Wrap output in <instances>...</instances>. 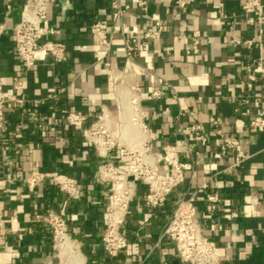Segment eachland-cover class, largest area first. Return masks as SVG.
Listing matches in <instances>:
<instances>
[{"label": "crops", "instance_id": "0c3cea01", "mask_svg": "<svg viewBox=\"0 0 264 264\" xmlns=\"http://www.w3.org/2000/svg\"><path fill=\"white\" fill-rule=\"evenodd\" d=\"M119 1L128 7L118 18H113L112 0L54 3L49 23L59 32L48 38L66 44V60L56 62L41 52L27 69L14 46V25L25 0H0V78L8 96L0 134V264L58 261L51 229L37 217L51 211L67 219L85 264H184L163 230L176 198L194 192L220 264H264V132L249 128V111L264 110V86L254 68L256 60L264 59V47L243 43L261 42L264 24L243 19L244 0H189L183 7L175 0H145V8L141 0ZM155 19L164 23L161 36L146 37ZM96 20L109 26L108 51L98 48L90 30ZM131 30L137 32L138 49L129 68ZM132 81L142 96L154 154L174 144L186 164L185 182L150 206L145 201L149 185L131 179L133 200L123 225L131 248L108 256L102 229L110 190L95 178L101 157L86 142L84 129L103 107L117 116L116 83ZM155 89L162 93L154 98ZM72 110L87 116L80 127L66 122ZM212 116H220L222 123L216 127ZM192 123L202 124L205 144L192 141L189 147ZM226 136L235 146L223 150ZM35 170L77 178L79 198H70L50 180L30 188L27 178Z\"/></svg>", "mask_w": 264, "mask_h": 264}, {"label": "built area", "instance_id": "2783aa9c", "mask_svg": "<svg viewBox=\"0 0 264 264\" xmlns=\"http://www.w3.org/2000/svg\"><path fill=\"white\" fill-rule=\"evenodd\" d=\"M60 0H25L22 17L14 25V46L20 63L24 68L36 65V57L41 52L49 53L56 62L66 60V44L59 40L48 38L49 35L59 32L57 27L49 23L51 6ZM183 7L189 0H175ZM140 4L146 7V1ZM113 18L120 17L128 6H123L119 0H112ZM243 19L257 26L264 24V1L244 0L241 8ZM155 29L144 32L146 37L158 38L163 31L164 23L160 19L153 20ZM3 25H0V34ZM91 32L95 35L98 48L108 51L111 44L109 26L103 20H96L90 25ZM126 42V65L132 66L133 52L138 49L136 43L137 32L131 30ZM195 44L199 34L194 33ZM235 42H240L236 39ZM247 46L258 44L264 47V39L256 42L254 39L244 40ZM196 49V46L194 47ZM254 68L258 71V78L264 86V59L254 62ZM257 76L250 75L251 79ZM133 82V83H132ZM125 85L117 82V103L119 113L114 116L108 107H103L96 121L84 129L85 140L92 145L96 153L101 157V162L95 172L98 182L109 186L108 205L103 216L102 244L108 256H117L131 248V242L123 232L133 194L129 181L135 179L149 185L150 189L145 194V201L150 206H158L161 199L169 195L177 186L185 182L186 164L180 159L174 144H166L160 155L152 150V137L149 127L144 119L142 96L134 81ZM22 82L19 80L17 84ZM162 91L155 89L151 97H159ZM8 102L4 82L0 78V134L5 117V109ZM124 102H128L129 117L125 115ZM87 116L79 111H68L66 122L71 126H81ZM128 121L139 128L136 136L126 135ZM211 122L217 127L222 123L220 116H212ZM249 128L253 132H264V110L258 108L249 111ZM189 136L186 138L189 147L192 141L205 144L207 136L200 123H192L188 128ZM132 129H130L131 131ZM235 146L234 141L226 136L222 142L223 150ZM115 151V157L112 152ZM240 160L237 161V163ZM166 163L167 168L159 167L160 163ZM50 180L58 185L70 198L77 199L80 196V185L77 178L63 172L32 171L27 178V184L34 188L37 184ZM203 187L206 184H202ZM209 199L216 196L209 195ZM51 229L53 246L58 261L54 264H85L80 241L72 236L69 231L68 221L59 211H51L37 215ZM163 234L174 241L176 255L184 264H220V256L204 231L198 216L195 192L189 196L179 195L174 208L164 226Z\"/></svg>", "mask_w": 264, "mask_h": 264}, {"label": "bare ground", "instance_id": "6f19581e", "mask_svg": "<svg viewBox=\"0 0 264 264\" xmlns=\"http://www.w3.org/2000/svg\"><path fill=\"white\" fill-rule=\"evenodd\" d=\"M124 106H125V115H126V117H129L130 107H129L128 102H124ZM130 129H132V130L130 131ZM125 133L128 136L130 135V133L133 134L132 136H136V135L140 134L139 133V128L136 127L135 125H132L129 121H128L127 125H126ZM134 134H136V135H134Z\"/></svg>", "mask_w": 264, "mask_h": 264}]
</instances>
